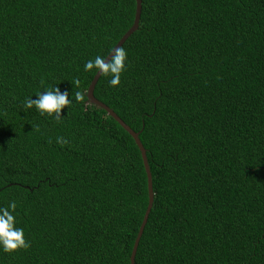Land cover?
Masks as SVG:
<instances>
[{"label":"trees","instance_id":"16d2710c","mask_svg":"<svg viewBox=\"0 0 264 264\" xmlns=\"http://www.w3.org/2000/svg\"><path fill=\"white\" fill-rule=\"evenodd\" d=\"M135 11L0 0V206L16 202L30 242L0 264H132L148 176L133 136L88 102L83 66ZM121 47L119 85L101 75L94 93L147 149L155 199L136 264H264V0H142ZM54 84L73 94L61 120L24 109Z\"/></svg>","mask_w":264,"mask_h":264},{"label":"clouds","instance_id":"9594fccd","mask_svg":"<svg viewBox=\"0 0 264 264\" xmlns=\"http://www.w3.org/2000/svg\"><path fill=\"white\" fill-rule=\"evenodd\" d=\"M84 71H96L99 75H109V84L118 86L121 80V74L127 70V52L124 48H114L107 56L96 55L84 64ZM77 85L79 81H74ZM52 85L44 91L38 92L36 99L29 96L24 100L25 110L35 108L40 115L54 117L57 121L61 120L62 109L68 108L73 103V94L69 99L67 90L61 91L59 87ZM83 93L76 92L75 100L82 99ZM38 128V126H36ZM68 141L64 137H57V143L66 144ZM17 205L15 201H10L7 206H0V251L12 253L18 249H27L30 242L26 240L24 230L16 226L14 211Z\"/></svg>","mask_w":264,"mask_h":264},{"label":"water","instance_id":"95a60500","mask_svg":"<svg viewBox=\"0 0 264 264\" xmlns=\"http://www.w3.org/2000/svg\"><path fill=\"white\" fill-rule=\"evenodd\" d=\"M141 13H142V0H136V11H135L134 23L130 27V29L123 35V37L119 40V42L115 45L114 48L121 47L124 44V42L127 40V38L134 31H136L138 29L140 19H141ZM100 77H101V75L95 74L90 85H89V87H88V90H87L88 102L105 109L110 116L114 117L133 136V138L135 139V141H136V143H137V145L141 151V154L143 157V162H144L145 169H146L147 176H148L149 202H148V206H147L142 224L140 226L139 233L137 235V238H136V241H135V244L133 247V251H132V256H131V263L136 264L137 249H138L141 237L144 233L145 227L147 225L152 207L154 205L155 193H154V188H153V175H152V171H151V167H150V163H149V159H148V155H147V149L144 147L143 142L140 138V131H135L110 106H108L106 103H104L103 101H101L100 99H98L95 96V93H94L95 87H96V84H97Z\"/></svg>","mask_w":264,"mask_h":264}]
</instances>
